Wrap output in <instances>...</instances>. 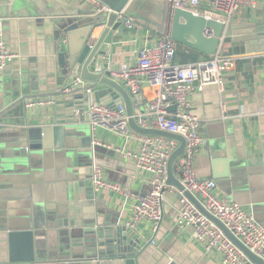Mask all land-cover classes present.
<instances>
[{
  "label": "crops",
  "instance_id": "1",
  "mask_svg": "<svg viewBox=\"0 0 264 264\" xmlns=\"http://www.w3.org/2000/svg\"><path fill=\"white\" fill-rule=\"evenodd\" d=\"M90 10L84 0H0L3 39L17 56L0 72V264H29L27 242L12 244L10 235L30 229L35 239L32 264H81L89 258L95 249L86 240L95 235L80 237L82 232H76L73 237L78 229L102 234L106 243L111 237L115 244L140 245L141 264H221L218 254H206L193 241L191 229L176 225V190L166 194L164 220L156 236L148 224L126 226L133 203L150 192L149 175L114 151L94 145L96 140L122 147L121 136L104 129L93 135L88 120L78 121L66 127L62 142L54 143L38 161L21 155L20 118L11 108L23 90L21 82L30 79L31 71L42 79L54 73L59 26L67 19L63 15L85 22ZM247 22L264 23V0L256 10L241 8L232 23ZM137 26L121 30L116 55L120 66H134L138 49L160 35ZM224 48L235 56V69L226 77L223 94L217 85H209L191 98V113L201 119L206 140L197 151L196 174L215 181L218 196L241 205L264 228V39L232 42ZM140 93L144 103L134 106L137 121L152 122L148 106L155 90L143 84ZM94 163L105 169L109 182L121 186V194L93 189Z\"/></svg>",
  "mask_w": 264,
  "mask_h": 264
},
{
  "label": "built area",
  "instance_id": "2",
  "mask_svg": "<svg viewBox=\"0 0 264 264\" xmlns=\"http://www.w3.org/2000/svg\"><path fill=\"white\" fill-rule=\"evenodd\" d=\"M84 2L91 8L90 13L94 17L113 13L99 0ZM166 2L170 14L175 10L188 11L195 16L217 21L225 27L232 24L241 8L256 10L259 4V0H166ZM116 15L118 19H123L122 13ZM125 27L139 29L132 19L126 20ZM2 34L0 28V72L5 71L17 58L8 49ZM150 36V39H153L151 34ZM138 41L139 34L136 32L134 42ZM177 45L169 31L159 35L155 41L152 40L150 46L138 49L137 63L134 66L121 65L119 71L113 73V78L126 82L134 96L140 93L143 84L155 90V96L148 106L154 120L148 122L139 119L137 124L142 128H154L177 134L185 139L184 153L174 166V174L184 191L179 192L168 185L169 159L179 148L180 143L134 132L129 126V117L124 105L113 107L97 103L90 105L86 114L92 134L95 135L99 129H104L124 139L122 147L103 145L96 140L94 145L114 151L119 157L133 162L138 170L149 175L146 183L150 186V192L137 198L133 203L132 217L126 223L128 228L136 229L141 224H148L156 236L164 220L166 194L176 190L179 195L176 225L181 229H191L193 241L206 254H218L221 264H253L223 229L184 195V192L191 193L206 211L220 221L247 249L264 259V228L241 205L218 196L215 181L198 178L195 169L197 151L206 140L202 134L201 119L191 113V98L196 93L203 92L209 85H217L223 94L226 77L235 69V56L228 54L222 45L216 54L210 57H204L194 63L180 64L175 62ZM132 144L137 146L132 147ZM91 184L97 192L119 194L123 192L121 186L107 180L105 169L97 163L92 165ZM150 242L152 245L156 244L154 238Z\"/></svg>",
  "mask_w": 264,
  "mask_h": 264
},
{
  "label": "water",
  "instance_id": "3",
  "mask_svg": "<svg viewBox=\"0 0 264 264\" xmlns=\"http://www.w3.org/2000/svg\"><path fill=\"white\" fill-rule=\"evenodd\" d=\"M99 1L113 13L96 17L88 13L85 22L63 15L67 19H63L59 26V60L54 73L42 79L36 71H31L30 79L21 82L23 90L11 107L17 109L16 116L20 118L21 155L32 163L38 161L44 151L54 148V143L62 142L66 127L88 120L86 112L90 105L97 103L113 107L122 104L126 107L129 126L134 132L180 143L169 159L168 185L183 192L184 188L174 174V166L184 153L185 139L177 134L140 127L134 106L137 103L143 105V95L139 93L134 96L126 82L113 78V73L120 68L116 55L120 52L118 43L121 30L124 29L126 20L132 19L160 35L169 31L171 38L179 46L202 57H210L222 45L264 39V23H232L225 27L217 21L195 16L188 11L175 10L170 14L166 0ZM115 12L122 13L123 19H118ZM97 30L101 33L94 38ZM184 195L223 229L253 264H264V259L247 249L191 193L184 192ZM76 232H82L80 237L95 235V238L91 236L86 240L87 246L95 249L94 253L81 264H141L140 245H117L112 242L111 237H108L111 242L106 243L103 241L104 235L85 229L72 231L73 237ZM10 239L15 245L18 241H26L29 250V259L26 261L29 264L35 263L33 229L12 232Z\"/></svg>",
  "mask_w": 264,
  "mask_h": 264
},
{
  "label": "trees",
  "instance_id": "4",
  "mask_svg": "<svg viewBox=\"0 0 264 264\" xmlns=\"http://www.w3.org/2000/svg\"><path fill=\"white\" fill-rule=\"evenodd\" d=\"M175 60H177L180 64H189L199 61L200 55L191 51H184L181 46H178Z\"/></svg>",
  "mask_w": 264,
  "mask_h": 264
},
{
  "label": "rangeland",
  "instance_id": "5",
  "mask_svg": "<svg viewBox=\"0 0 264 264\" xmlns=\"http://www.w3.org/2000/svg\"><path fill=\"white\" fill-rule=\"evenodd\" d=\"M227 46H229V44H227Z\"/></svg>",
  "mask_w": 264,
  "mask_h": 264
}]
</instances>
